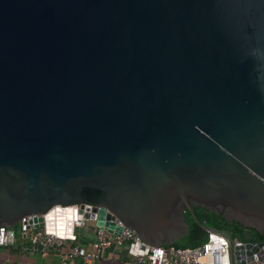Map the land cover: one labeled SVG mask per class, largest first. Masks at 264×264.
<instances>
[{"label":"water","instance_id":"obj_1","mask_svg":"<svg viewBox=\"0 0 264 264\" xmlns=\"http://www.w3.org/2000/svg\"><path fill=\"white\" fill-rule=\"evenodd\" d=\"M197 207L264 240V0H0V228L171 247L189 212L264 261Z\"/></svg>","mask_w":264,"mask_h":264},{"label":"built area","instance_id":"obj_2","mask_svg":"<svg viewBox=\"0 0 264 264\" xmlns=\"http://www.w3.org/2000/svg\"><path fill=\"white\" fill-rule=\"evenodd\" d=\"M71 208L79 210L81 205L76 204ZM97 218L98 214H94L92 220L76 219L73 214L72 226L65 224L64 235L58 233L57 226L53 233L49 232L45 222L35 228L31 217H24L18 226L32 251L57 254L64 259V264L78 261L81 264H95L114 247H126L134 257L135 264H233L232 246L221 233H208L206 242L195 248L154 247L144 242L134 230L124 227L119 219L110 220L115 227L123 229L117 234L116 230L110 232L106 226H99ZM88 223L94 224L95 236L90 243H84L79 239L77 231ZM68 228L72 229L70 234L75 239L69 238ZM16 238V230L12 227L0 228V248L14 246ZM253 264H264V261H260L256 254Z\"/></svg>","mask_w":264,"mask_h":264},{"label":"trees","instance_id":"obj_3","mask_svg":"<svg viewBox=\"0 0 264 264\" xmlns=\"http://www.w3.org/2000/svg\"><path fill=\"white\" fill-rule=\"evenodd\" d=\"M196 215L197 217L204 222L208 227L214 228L218 231L224 232L232 237V239L236 242H242V243H260L263 242V238L258 234V232L251 228H246L242 224L233 222L229 223L224 217L221 215H218L216 213H211L206 209H203L201 207L196 208ZM186 219L187 222L191 226V233L189 236L185 237L181 241L177 242L171 247L175 248H195L203 245L207 238L208 233L200 227L195 220L193 219V216L186 212ZM17 232H20V227H12ZM16 245L12 247H5L2 250L8 252L13 256V254H18L20 252V247L18 249L15 248ZM169 248V247H165ZM1 249V248H0ZM0 264H14L13 260H0Z\"/></svg>","mask_w":264,"mask_h":264},{"label":"crops","instance_id":"obj_4","mask_svg":"<svg viewBox=\"0 0 264 264\" xmlns=\"http://www.w3.org/2000/svg\"><path fill=\"white\" fill-rule=\"evenodd\" d=\"M78 237L84 243H90L95 236V226L93 223H88L85 227L80 228L78 231ZM16 249L20 247L18 254H13L0 249V260H13L14 264H64V259L53 253L34 252L29 246H26L24 242L17 243ZM72 264H81L73 262ZM95 264H135V259L129 254L126 247H114L107 251L103 258L97 261Z\"/></svg>","mask_w":264,"mask_h":264},{"label":"rangeland","instance_id":"obj_5","mask_svg":"<svg viewBox=\"0 0 264 264\" xmlns=\"http://www.w3.org/2000/svg\"><path fill=\"white\" fill-rule=\"evenodd\" d=\"M16 235H17V238H16V241H17V243H22V242H24L25 244H26V246H28V240H26L25 238H24V236H23V234L21 233V232H17L16 231ZM57 255V254H56ZM59 256V255H58ZM59 257H61V256H59Z\"/></svg>","mask_w":264,"mask_h":264}]
</instances>
